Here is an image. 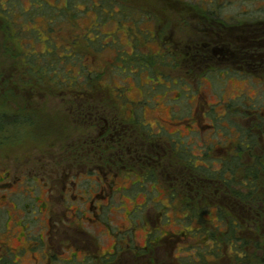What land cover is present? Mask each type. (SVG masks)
<instances>
[{"label":"rangeland","instance_id":"obj_1","mask_svg":"<svg viewBox=\"0 0 264 264\" xmlns=\"http://www.w3.org/2000/svg\"><path fill=\"white\" fill-rule=\"evenodd\" d=\"M96 1L101 2V0ZM103 1L109 2V0ZM127 1L134 8H142L147 13L142 12L144 16L140 19V24L125 21L119 25V33H112L117 31L118 25L115 23H107L105 25L97 20L95 22L96 13L91 10L94 7V0H0V16L8 21L5 22L4 19L0 18V113H14L20 116V121H22V118H25L29 123V125H22L21 123L19 124L21 126L18 128L17 126L9 128L10 131L12 130L13 135L15 134L16 136L13 142H5V138L0 134V163H9L14 157L21 160L31 158L34 161L39 158L48 167L52 168V166H55L60 171L59 177L62 181L64 180L65 182V176H67L69 182L76 180V187L71 191L69 190L67 195L68 202L65 205H70L68 207L62 206L55 200L60 195L63 184L56 187L58 189H55L52 195L50 193L46 194V191H41L39 188L36 193L43 202L48 201L50 196L52 197V203L46 208V213L40 215L43 219L47 220L48 213L51 211L54 218L51 222L53 226L57 223L60 229H64L58 221V219H63L66 225L74 227V230L71 231V236L65 234L67 238L62 239V241L65 239L71 240L74 237L75 242H73L74 244L70 248L72 250L69 249V245H63L58 248L57 255L66 260H73V254H77L79 260L77 264H83L82 261L85 258L88 261L86 264H96L99 261L97 256L110 251L117 241L114 234L120 235L121 233L124 236L127 232L122 233L123 231H129L128 234L133 239L132 245L142 247L150 240V233L152 235L157 234L158 236L162 234L171 236V234L186 232L185 229L187 228H198L201 223L195 222L190 225L188 222L180 221L178 218L180 213L176 212L177 210L174 211V209H171V205H168V189L172 186L171 182L174 176L170 174V170L160 173L158 168L152 169L147 179L141 184L139 180H142L143 171L135 173L129 170L136 163H132L129 155L127 156L126 153L120 158H117V156L115 158L112 157L110 162L111 167L118 171V175L111 180L112 188L121 189V191L111 192L106 187L109 189L110 202L108 204L106 198H96L94 205H103V208L102 210L98 208L100 217L97 222L89 221V218L95 219L94 213L90 209L91 206H89L88 202L82 203L83 200L80 199L71 200L70 194L72 192L77 195L84 194L83 196L87 200L95 193H99L101 196L104 192L100 189L103 176L99 172L89 174L83 168V162L89 163L91 161L89 159L92 156L80 157L78 161L81 163L78 162V165L69 157V153H71L69 150L71 148L77 149L76 136L85 125L74 115V112L77 111L76 103L78 102L75 92L61 91L57 89L62 86L61 83L52 84L46 79V81L40 82L36 78V75L28 74L19 63V53L21 61L42 59L40 62H42L44 67L54 68L58 72H69V77L65 76V78L63 77L60 80L71 81L73 76H76L72 74L71 70L81 71L77 60H74L77 64L76 69L72 68L73 62L68 63V65L66 64L67 60H72L76 57L74 56L76 48L83 47L89 51L91 44L99 42L102 49L107 48L111 51L115 47L121 49L118 45H121L122 39L123 44L121 46H127L125 50L131 52L132 49L129 45L132 41L137 44L143 42L146 33L141 27L151 28V22H155L154 20H149L148 23L150 25H146L145 17H151V11H156L159 14L158 12H162L164 6L165 9L167 8V11L176 10L177 15L179 13H186L185 15L187 16H194V11L197 10L190 9L185 5L183 6L185 3L190 4L192 7L198 5L203 9L211 7L217 10V14H214V17L229 21L231 24L237 21L243 22V20H264V0ZM54 10H56L57 14L59 13L58 19L66 18V21H61L62 23L60 22L61 24L57 26L55 25L57 24L56 22L54 24L50 22L52 24L48 26L50 16L56 14ZM64 13H66V16H64ZM101 13L109 17V15L112 16L115 12L107 8V10L102 9ZM72 15H75L74 19L78 21L77 27L76 24L72 23ZM207 16L199 17L197 15L195 21L198 22L189 24L186 29H180L177 26L173 27L167 24V27H165L166 25H162L160 31H162L164 36L172 38L178 46L180 45L179 47L182 52L184 50L188 52L186 44L194 46L196 42L204 40L203 36L205 34L203 32L205 31V26L209 25V27L214 28L213 26L221 25V22L219 23L218 20L211 19L213 18L212 16ZM183 18L185 19V17ZM166 22L169 23L168 20ZM58 27L59 29L57 30ZM60 28L62 32L57 33ZM124 33L128 36V42H126ZM218 33L221 35V38H225V41H230V35L222 34V32ZM216 37L218 36L214 33L210 38ZM151 47L156 51L160 49V46L157 47L152 44ZM134 51H138L139 54L142 53L143 56L146 54L152 55L150 48L146 45L138 47ZM124 52L126 53L127 51L120 50V53H123L121 54L123 55L121 59L125 55ZM110 54H114V52L109 53L105 50L100 54L102 57L97 59L99 61L88 58V60H84V64L89 66V70L96 69L97 71H101V66L104 65L103 60L109 59ZM48 57L61 62L63 68L66 66V71H63L60 64L52 62L53 60ZM118 57L120 58V56ZM116 62L114 68H110L109 65L108 68L110 70L107 75L109 82L114 85L115 90L120 93L121 97H125L123 99V107L125 109L134 108L140 112L143 108L147 107L144 111L146 123L155 124L157 122L156 126L162 129V131L167 129V133L179 131L180 134L187 135L191 129L186 125H179V123L183 118L190 120L193 111L195 109L197 111L200 103L204 101L210 103L206 107L209 111H219L222 114L223 109L228 105L226 99L234 98L242 91L251 97L257 98L255 102L258 104L264 99V86L256 79L231 76L229 73H225L220 77V70H217L197 80L195 77H192L190 83L186 80H179V84L174 85L175 82L174 84L172 82L175 79L173 78V71L168 69L171 67V63L166 62L167 65L162 66L161 62H157L160 65L156 69L167 74L166 77H161L155 76L156 74L152 73L154 71L153 66L148 70V73L145 72L143 74L140 70L124 71V67L121 65L122 62ZM136 63L135 65L132 62V66L128 64L129 70H137L141 67L140 64H144L142 58L137 59ZM188 63L192 64V61H188ZM207 64L212 67L215 65V67H219L220 69L227 66L226 63L208 62ZM27 65L29 67L34 66V68L38 67L36 63ZM174 75L176 77L179 76L176 72ZM80 78L75 87L85 86L82 83L85 82V73H82ZM56 80L57 82L60 81ZM174 90L177 93H184V97L186 98L182 97L180 101L175 102V105L172 104L171 98H177L178 94H170ZM139 93L141 94L140 99H138ZM126 95L130 99L138 100L131 102L126 99ZM188 97L193 102L192 106L188 105ZM163 99L170 100L162 101ZM242 104L241 102L239 106H243ZM263 108L264 102L261 105V110L264 112ZM185 123H188V121ZM195 127H197L196 124H194L193 128ZM8 134L9 132L4 133V135ZM178 135L179 133H176V136ZM224 135H227V133L224 132ZM197 137L198 134L192 133L187 140L191 138L194 141L198 139ZM72 162L75 163L74 168L71 166ZM128 171L130 172L128 173ZM168 172H170V175ZM86 191L89 193H86ZM28 193L30 196L34 195L32 189H29ZM22 199H24L23 196L21 197ZM18 200L20 201V197H18ZM106 204L108 206H104ZM77 208L81 212H77V215L73 216ZM208 218L214 219L215 212L208 214ZM66 230H70V228ZM12 231L15 233L17 227H14ZM51 231L50 227L36 226V232L42 233L43 238L46 240L51 236ZM9 236L11 237V234ZM186 237H184V241H180L179 239L171 248L170 254L179 256V262L187 261V254L195 252L191 246L196 247L198 244L195 240L188 239L191 237L190 235ZM11 240L13 241L10 238ZM126 246L127 243H125L124 248ZM76 248L78 251H76ZM116 248H120V245L118 244ZM164 253L163 249L158 251L157 258L160 260L159 262L167 259ZM26 260L31 264L30 254L26 256Z\"/></svg>","mask_w":264,"mask_h":264},{"label":"flooded vegetation","instance_id":"obj_2","mask_svg":"<svg viewBox=\"0 0 264 264\" xmlns=\"http://www.w3.org/2000/svg\"><path fill=\"white\" fill-rule=\"evenodd\" d=\"M111 2L115 5L113 8L114 11H121L126 8L125 0H111ZM152 16L149 18L145 17L146 25H150V23H148L149 20H154L155 22H151V28L141 27L146 34L143 38V42L136 46L141 47L146 45L150 48L152 55L146 54L144 57H151L155 62L161 61L171 63V67L168 69L173 71V78L175 79L172 82L173 84L175 82L174 85H178L179 80L190 82L192 77H206L208 73L216 72L217 70H220V77L225 73H229L231 76L256 79L262 84V80H264L263 25H256L251 21L245 24L237 21L234 22V24L230 23L231 26L229 25L227 27L222 24L216 27L213 26L214 28L207 25L204 27V40L198 41L195 44L193 43L194 46L186 44L185 46L189 51L187 52L184 50L182 52L179 47L180 45L178 46L172 38L162 34V31H160L161 26L158 25L156 17ZM218 32L230 35V40H233V43H235L234 50L226 49V51H224L223 48H221L226 45V41L224 40L225 38L220 37L221 35H219ZM214 33L218 37L210 38ZM126 38H128V36H126ZM151 44L157 47L160 46V49L157 51L152 49ZM129 46L132 51H126L130 57L136 55V51H134L135 46L133 44ZM139 55L140 54L135 56V61H132L135 65L137 64V59H140L143 54L141 53V55ZM188 61H192V64H189ZM208 62L226 63L227 66L220 69L213 64V67L208 65ZM130 66H132V63ZM146 67L150 69L148 65H146ZM156 70L157 69L152 73L156 74L155 76H159ZM124 71L131 72L136 71V69L129 70V68L127 69L124 67ZM146 72L148 73V71ZM175 72L179 74L178 77L174 75ZM54 74L57 76H51V78L54 79L51 83L62 84V86L57 89L75 92L78 102L76 103L77 111L74 112V115L85 124L83 129L79 130L76 136L77 149L71 148V150H69L71 152L69 153V157L78 165V159L80 157L92 156V158L89 159L91 160L89 163L83 162V168L86 169L89 174L99 172L103 176L100 189L104 192L101 196L99 193H95L87 200L85 199L86 197L83 196L84 194L77 195L74 192H70L71 200L80 199L83 200L82 203L88 202L89 206H91L90 209L93 211L95 218L94 220L89 218L88 220L91 222L98 221L100 217L98 208L101 210L103 208V205H94V200L100 197L106 198L109 204L110 198L108 190L110 189L111 192L121 191V189L117 190L112 188L111 180L118 175V171L111 167L110 162L112 157L115 158L117 156V158H120L125 153L127 156L129 155V158L132 160L131 162L136 163L132 165L129 170L135 173L143 171L142 180H139L141 184L147 179L152 169L158 168L160 173L170 170L171 173L168 172V174L174 175L172 177L173 181L171 182V187H180V176L182 175L184 177L187 173L185 160L188 158L190 146H192L194 152L198 153L197 157L199 163L207 162L206 158H215L213 162L215 167H221L228 153L235 152V142L232 140H225V143L222 142L223 135L221 133L223 128L215 124L216 120L213 119L212 115L209 113L210 111L206 108L210 104L207 101L200 103L197 111L196 109L194 110V117H191L190 120L185 118H183L185 119L183 120V116L181 117L182 121L179 125H186L191 129L187 135L180 134L179 131L167 133V129L162 131V129L156 126L157 122H155V124L146 123L144 111L147 107L143 108L141 112L134 108L125 109L123 107V99L125 97H121L120 93H118L115 88L107 86L95 88L88 85L84 87H75L78 80L81 79L80 77L75 76L71 81H64L60 80L63 77L58 75L57 72ZM166 75L167 74H164V76ZM164 76L162 75L161 77ZM56 79L60 81L57 82ZM88 82L92 83L90 80H88ZM172 93L176 94L177 92L174 90L170 94ZM177 94V98H171L173 105H175V102L180 101L182 97L185 98L184 93L179 92ZM243 94L246 95V92L242 91L238 96L229 99L235 100L241 98ZM140 96L141 94L139 93L138 99H140ZM126 97V99L131 102L133 100H138L130 99L127 95ZM164 100L169 101L170 99H163L162 101ZM187 101L188 105L192 106L193 102L189 97ZM172 108H174V106H172ZM218 113L219 111L215 112L217 115ZM1 114L2 113H0V134L5 138V142H13L16 136L15 134L13 135L11 132L12 130L10 131L9 128L11 126H17L18 128L21 126L19 125L21 123L22 125H29L28 120L25 118H22V121H20V119L14 120V117L17 116V118H19L20 116L11 113L12 119L7 121L2 119L4 116ZM251 120L253 119H248L250 122ZM186 121H188V123H185ZM228 122L230 125L231 121ZM194 124H196L197 127L193 128ZM223 125L224 127L229 126ZM1 130L3 131L1 132ZM5 132H9V134L4 135ZM219 132L221 133L219 134ZM176 133H179V135L176 136ZM192 133L198 134L197 140L195 139L193 141L191 138L187 140ZM37 159L35 161L31 158L21 160L14 157L9 163H0V193L4 192L0 194V264H29V261L26 260L28 254H30V259L32 260L31 264H77L79 262L77 254H73V260H66L57 255L58 248L63 245H69V249L72 248L73 242H75L74 237L72 238L73 240L65 239L62 241V239L71 236V231L74 230V227L66 225L63 219H58V221L64 229H60L57 223L53 226L51 222L54 218L51 211L48 213L47 220L43 219L40 215L46 213V208L52 203V197L50 196L48 201H44V203L36 193L39 188L41 191H46V194L50 193L52 195L53 191L58 189L56 187L63 184L60 195H58L55 200L64 206L68 202L67 195L69 190L71 191L75 188L77 182L76 180L69 182L67 176H65V182L64 180L62 181L59 177L60 171L56 169L55 166H52V168L50 166L48 167L44 161L39 158ZM74 162L71 163L73 168L75 166ZM130 171H128V173ZM29 189L33 190V196L29 195ZM217 189H223V186L220 185ZM87 192L88 191H86V193ZM22 196L24 199L21 200ZM18 197H20V201ZM219 203H216L215 207L223 205L222 201ZM108 204L104 206H108ZM68 206L70 205H65V207ZM79 210L80 209L77 208L74 212V210L71 209V211L74 212L73 216L77 215V212H81V210ZM209 212L210 214L215 212V218L213 220L218 222L217 210L212 209L209 210ZM64 216L66 217V215ZM37 225L39 227L51 228V236L48 240L43 238L42 233L36 232ZM14 227H17L15 233L12 231ZM65 228H70V230H66ZM128 232V230L123 231L122 233H126L124 236L121 233L120 235L114 234L117 241L111 247L110 251H106V253L97 256L99 261L96 259V264H110L109 261L118 255L122 257V259L119 260L120 264H137V260L134 258L135 253L130 250L126 251L133 242L132 236H129ZM10 234L11 237L9 236ZM10 238L13 239L14 242L12 240L10 241ZM125 243H127L126 248H124ZM116 244H119L120 248H116ZM147 244L148 242L145 246L135 247L137 249H142L146 248ZM121 250L123 251L122 253L120 252ZM76 251H78L77 248ZM87 262L86 258L82 261L83 264ZM138 264H142V262ZM148 264L151 263L149 262Z\"/></svg>","mask_w":264,"mask_h":264},{"label":"trees","instance_id":"obj_3","mask_svg":"<svg viewBox=\"0 0 264 264\" xmlns=\"http://www.w3.org/2000/svg\"><path fill=\"white\" fill-rule=\"evenodd\" d=\"M177 1L182 2L180 0ZM125 3H127L125 9L114 11L113 8L115 5L113 2L110 1L106 3L101 0V2L98 3L94 0V7L92 6L93 8L91 10L96 13L95 22L97 20L105 25L107 23H115L118 25L117 31L112 33H119V25L125 21L140 24V19L144 16L142 12L146 11L142 8H134L127 0H125ZM184 5L190 9L197 10L194 11L196 16H212L213 18L211 19L218 20L222 25H226V27L229 25L231 26V22L220 19L219 17H214V14H217V10L211 7L206 10L198 5L195 7L186 3L183 4V6ZM107 8L113 10L115 13L112 14V16L109 15V17L101 13L102 9L107 10ZM163 9L162 12H158L159 14H157L156 11L150 12V14L156 17L158 25L160 26L166 25L165 27H167V24H169L173 27L177 26L180 29H186L189 24L191 25L193 22H198L195 21V19H197L195 15L187 16L185 15L186 13L180 14L179 12V15H177L176 10L167 11L165 6ZM54 11V13H56V10ZM58 14L56 13L50 16L51 18L48 21V26H51V24L55 22L57 26L62 23L61 21H66L64 17L66 13H64L63 16L65 19L61 20L60 18L58 19ZM72 16V23L76 24L77 27L78 21L74 19L75 15ZM183 17H185V19ZM0 18L4 19L2 16H0ZM166 20H168L169 23H167ZM4 21L8 22L5 19ZM248 21L249 20H243L242 24ZM251 22H254L256 25L260 24L264 26V20H255ZM58 29L59 27L57 30ZM61 32L62 30L60 28L57 33ZM163 32H165V30H163ZM126 36L127 35H125V37ZM126 40V42H128V38H126ZM120 44H123L122 39ZM131 44L135 46V49L138 48V46H136L137 43H133L132 41ZM225 44V46L221 47L224 51H226V49H235L233 40L226 41ZM121 45L118 46L126 51L125 47L127 46L122 47ZM121 49L115 47L113 50L109 51L107 48L102 49L100 43L96 42L91 44V47L89 46V51L85 50L83 47L76 48L74 54L76 57L72 60H67L68 62H66V64L68 65V63L73 62L72 68L76 69L77 64L74 60L78 61V67L81 71H71L73 72L72 74L77 77L85 73V86L88 85L95 88L107 86L114 88V85L109 82L107 75L110 68H114V64L117 63L116 61H120L122 62L121 65L128 69V64L131 65L132 61L136 59L135 56L139 54L138 51H136V55L130 57L127 52H124L125 55L123 59H121L123 56L121 55L123 53H120ZM105 50L109 53L114 52V54H110L109 59H101L104 63V65L101 66L102 70H89V66L84 64V60H88V58H90V60L91 58L93 60L100 59L102 57L100 54ZM118 56H120V58ZM48 58L53 60L52 62L60 64L62 70L66 71V66L63 68L61 62L51 57ZM140 58L143 59L144 64H140L141 67L136 71L140 70L143 74L149 70L146 65L150 68L153 66L155 70L159 67V63L161 62L159 61V63H157L153 58L144 57L143 55ZM45 59L47 60V58ZM18 60L24 70L27 71L28 74L36 75V78L39 79L40 82L46 80L52 82L54 79H52L51 76H57L54 74L55 72L64 78L65 76H70V73L67 71L58 72L54 68H48V66L44 67L42 62H40L42 59L21 61L19 53ZM30 63H36L38 67H29L27 64ZM95 63L97 64V62ZM109 65L110 68H108ZM161 65L166 66L167 64L166 62H161ZM156 71L159 76H164L159 70ZM74 77L75 76H73V78ZM195 79L197 80L199 78ZM88 80L92 81V83H89ZM261 85L264 86V80H262ZM256 99L257 98L254 96L251 97L247 94H243L241 98L235 100L226 99L228 105L223 109L224 111L222 114L218 113L217 115L213 110L209 112L213 119L216 120L215 124L223 128L222 133L219 132V134L221 133L224 135V132L227 133V135L222 137V142L225 140H232L235 142V152L228 153L221 167H215L213 164L215 158H206L207 162L199 163L197 157L198 153L192 151V146H190L188 158L185 160L187 173L184 177L182 175L180 176V187H170L168 189L169 196L167 199L168 205H171V209H174V211L177 210L176 212L180 213L178 216L180 221L188 222L190 225L191 223L198 222L201 223L200 227L193 229L187 228L185 229L186 232L183 231L182 233L171 234V236L167 234H162L161 236L151 234L147 247L142 249H137L135 245L131 244L130 248L126 249V251L130 250L135 253L134 258H136L137 264L139 262H142V264H148L149 262L151 264H264V112L261 110L264 99L262 102H259V104L255 102ZM241 102L243 106H239ZM1 113V115L4 116L2 119L7 121L12 119L11 113ZM193 117L194 115L192 114V118ZM16 119L19 118L16 116L14 120ZM248 119L253 120L250 122ZM228 121H231L230 125ZM223 124L229 126L224 127ZM220 185L223 186V189H217ZM221 201L223 205L215 207V204ZM212 209L217 210L218 222L208 218V214L211 212H209V210ZM187 235L191 236L188 239L195 240L198 244L196 247L191 246L195 252L187 254V261L179 262V256L170 254L171 248L179 239L180 241H184V237ZM162 249L165 251L164 254L167 256V259L159 262L160 260L157 258L158 251ZM178 251L180 250L178 249ZM120 252L122 253L123 251L121 250ZM119 256L120 255L115 258L113 257V259L109 261L110 264H120L119 260H121L122 257Z\"/></svg>","mask_w":264,"mask_h":264}]
</instances>
